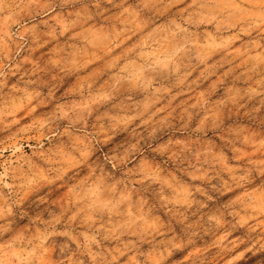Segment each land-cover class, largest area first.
Returning <instances> with one entry per match:
<instances>
[{"label":"clouds","instance_id":"obj_1","mask_svg":"<svg viewBox=\"0 0 264 264\" xmlns=\"http://www.w3.org/2000/svg\"><path fill=\"white\" fill-rule=\"evenodd\" d=\"M237 260L264 264V0H0V264Z\"/></svg>","mask_w":264,"mask_h":264},{"label":"rangeland","instance_id":"obj_2","mask_svg":"<svg viewBox=\"0 0 264 264\" xmlns=\"http://www.w3.org/2000/svg\"><path fill=\"white\" fill-rule=\"evenodd\" d=\"M248 255L247 252H243V255L240 257V259H244V257H246ZM236 264H239V260L236 261Z\"/></svg>","mask_w":264,"mask_h":264}]
</instances>
